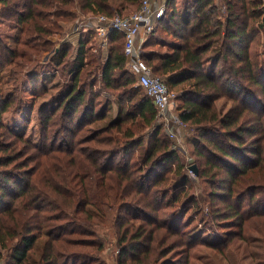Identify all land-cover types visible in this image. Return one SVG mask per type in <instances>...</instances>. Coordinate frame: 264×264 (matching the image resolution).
<instances>
[{
    "label": "trees",
    "instance_id": "trees-1",
    "mask_svg": "<svg viewBox=\"0 0 264 264\" xmlns=\"http://www.w3.org/2000/svg\"><path fill=\"white\" fill-rule=\"evenodd\" d=\"M142 1L0 0V16L15 22L19 30L14 39L25 47H7L0 38V257L5 264L97 260L94 252L76 247L96 242L95 236L89 237L95 232L92 222L105 208L115 214L140 212L131 223L116 216L119 264H179L166 256L153 258L163 243L153 244V234L144 226H157L161 214L167 221L160 226L172 240V249L185 246L184 264L190 263L200 235L195 228L182 231L181 222L190 218V210L199 209L190 190L193 180L164 126L157 124L151 97L128 66L125 34L110 33L108 56L96 66L106 88L121 89L116 114L112 104L100 119L94 115L100 94L96 83L83 82L87 39L80 38L77 57L70 63L69 46L55 50L52 40L38 36L63 28L74 15V2L86 13L127 16L124 12L134 5L139 8ZM223 1V12L215 0H186L183 8H173L168 19L173 29L164 26L174 38L163 43L168 50L142 51V56L176 93L182 121L196 126L191 141L198 176L209 184L211 202L220 204L213 216L235 221L231 225L239 228V238L247 234V218L264 216V49L259 54L253 45L264 28V0ZM52 51L51 62L57 69L69 67L70 79L40 113L41 141L36 144L6 121L5 114L23 110V101L5 91V85L16 80L19 69ZM12 64L16 68L6 79L4 72ZM223 96L233 102L225 114L216 106ZM131 149H139L134 157ZM134 190L139 199L124 198ZM137 219L142 226L135 227ZM103 247L101 243L98 248Z\"/></svg>",
    "mask_w": 264,
    "mask_h": 264
},
{
    "label": "rangeland",
    "instance_id": "rangeland-1",
    "mask_svg": "<svg viewBox=\"0 0 264 264\" xmlns=\"http://www.w3.org/2000/svg\"><path fill=\"white\" fill-rule=\"evenodd\" d=\"M186 0H152V2L157 3L158 7H164L163 12L156 18L153 31L147 35L148 37L144 39L142 44V51H167V47L163 44L164 42H170L174 38L169 33L165 32L164 26H169L173 29V26L169 25L168 19L173 11L178 10V7H182ZM220 10L225 11V3L223 0H215ZM71 8L72 17H69L68 20L64 22V27H58L53 34H47L44 32L38 33L39 37L42 39L52 40L53 47L56 50L65 45L70 47V54L67 57V61L72 63L77 57L78 45L80 38L84 37L87 39L86 49L88 52V58H86L87 67L84 70V80L86 84L96 83L94 89L100 94L97 96L94 105V115L97 118L104 117L109 113V106L113 104V115L117 112V94L120 90H115L112 88H106L103 82L99 79L100 71L97 69L99 65L104 63L106 57L109 53V47L112 45V41H109L108 44L104 42L103 36L98 34L96 23H97V14L86 13L77 6V2L72 5ZM175 6V7H174ZM137 5L131 6L130 11L124 12V14H131L137 9ZM163 20V21H162ZM161 21V22H160ZM263 22V16L258 20V25ZM257 25V26H258ZM18 26L10 19L3 18L0 16V38L3 40L4 44L10 48L19 47L25 50V47L22 44H17L14 37L18 33ZM149 38V44L147 39ZM254 48L258 49V53L262 54L261 51L264 49V28L257 33L256 39L253 42ZM27 47V46H26ZM31 51V49H30ZM6 52V51H5ZM28 52V51H27ZM32 52V51H31ZM30 52V53H31ZM53 52L44 53L40 61L35 63L26 64L24 68L17 69L16 80H9L5 85V91H10L17 96L20 100L23 101V110L11 112L5 114L6 121L9 122L15 128L16 133L23 134L34 143H39L41 141V131H42V122H41V112L43 108L49 106V103L57 94L64 84L69 81V76L67 68L63 70L62 66H59V70L56 68L55 64L51 62ZM2 53V50L0 51ZM5 55H8L5 53ZM34 55V53H33ZM98 57V58H97ZM96 59L97 61H94ZM23 60V58H22ZM97 66V67H96ZM16 68L15 65H9L8 70L4 73L6 79H11L10 70ZM13 74V71H12ZM161 77V76H160ZM163 78V77H161ZM102 92V93H101ZM264 103V101L262 102ZM179 102L176 101L174 112L179 114L178 109ZM233 102L230 98L223 96L216 101V106L219 108V111L222 114H225L229 111ZM261 106L260 108H263ZM111 112V111H110ZM159 117V112H158ZM109 118L103 119L100 121V125L107 122ZM159 119V118H158ZM158 121V120H157ZM164 126L163 132L166 133V137L170 139L172 148L178 150V154L185 164V170L191 176L192 182L190 190L192 194L197 198V204L195 205L199 209L192 212L190 210L186 217L190 215V218H184L181 222V230L194 229V233L200 235L198 240H195L197 246L192 250L194 255L190 259L189 264H260L264 262V216H252L248 220V230L247 234L244 237H239L236 235L239 233V228L232 226L234 222L227 223V221L222 218V215L213 216L212 211L214 212L219 208L218 203H212L209 198L210 187L204 179H200L198 159L194 155V143L191 141L196 133V126L185 124L184 126H178L174 124L173 131L176 133V137H171L167 126L164 123H159ZM99 125V124H98ZM151 132L148 134V136ZM260 137V140L263 139ZM139 149H131L130 157H134L138 153ZM192 166H196L197 171L192 169ZM31 168V167H30ZM165 171V170H161ZM172 178V176H171ZM136 197L139 199L141 196L135 193V190L124 197L125 199H130ZM132 200V201H135ZM158 204V202H156ZM179 204L178 206H180ZM189 207V206H188ZM193 207V208H196ZM137 208V207H136ZM139 208V207H138ZM164 210L173 211L171 208L164 207ZM122 215V219H128L134 215H140L138 209H126L116 213L111 211L109 208H105V214L97 218L93 223V228L95 232H91L94 235L89 237H96V242H88L82 246L76 247L81 248L84 251L94 252L96 254L97 260L86 259L79 260L76 264L86 263V264H119L118 259L120 255V246L117 242V229L115 228V219L116 216ZM183 216V214H182ZM142 217V216H141ZM167 221L166 218H163V215L157 217V226H144L149 231V234H153L155 239L153 244L157 246L153 252V258H172L177 259L179 264H184L185 260V246L177 247L172 249L173 246L170 244L169 236H167L163 226H160V222ZM174 221V220H173ZM135 227L142 226V220L137 219L133 220ZM171 223V222H170ZM86 228L89 229L88 222H86ZM189 225V226H188ZM91 227V228H92ZM90 230V229H89ZM136 230V228H135ZM243 236V235H242ZM248 238V239H247ZM161 239L160 242L158 240ZM86 241V240H85ZM219 242V248L215 249L212 247L213 243ZM103 243L104 247L102 250H99V245ZM170 245V246H169ZM164 247V248H163ZM172 249V250H171ZM184 251V252H183ZM157 253V254H156ZM192 253V254H193ZM156 254V255H155ZM3 262L4 258L0 257ZM183 260V262H182ZM5 264V263H4Z\"/></svg>",
    "mask_w": 264,
    "mask_h": 264
},
{
    "label": "built area",
    "instance_id": "built-area-1",
    "mask_svg": "<svg viewBox=\"0 0 264 264\" xmlns=\"http://www.w3.org/2000/svg\"><path fill=\"white\" fill-rule=\"evenodd\" d=\"M164 7H155L152 0H143L140 7L127 16H108L97 14L96 28L98 34L103 36L104 42L112 41L110 33L119 31L125 34V54L130 70L138 75V82L141 84L159 112L158 122L165 123L171 137H176L173 131L174 124L184 126L178 113L174 112L176 105V93L171 91L163 78L153 73L151 67L142 56V44L155 25L156 18H159ZM0 264H4L0 258Z\"/></svg>",
    "mask_w": 264,
    "mask_h": 264
},
{
    "label": "crops",
    "instance_id": "crops-1",
    "mask_svg": "<svg viewBox=\"0 0 264 264\" xmlns=\"http://www.w3.org/2000/svg\"><path fill=\"white\" fill-rule=\"evenodd\" d=\"M155 7H158L159 5L157 3L152 2ZM149 35V34H148ZM148 36H146L147 38Z\"/></svg>",
    "mask_w": 264,
    "mask_h": 264
},
{
    "label": "water",
    "instance_id": "water-1",
    "mask_svg": "<svg viewBox=\"0 0 264 264\" xmlns=\"http://www.w3.org/2000/svg\"><path fill=\"white\" fill-rule=\"evenodd\" d=\"M191 168H192V169H194L195 171H197V168H196V166H192Z\"/></svg>",
    "mask_w": 264,
    "mask_h": 264
}]
</instances>
